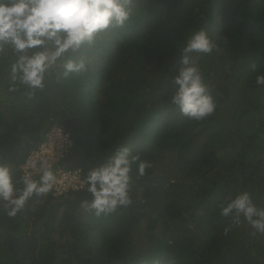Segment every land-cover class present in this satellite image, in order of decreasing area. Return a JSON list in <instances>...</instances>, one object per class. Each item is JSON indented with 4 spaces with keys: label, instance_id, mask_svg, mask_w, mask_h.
<instances>
[{
    "label": "trees",
    "instance_id": "trees-1",
    "mask_svg": "<svg viewBox=\"0 0 264 264\" xmlns=\"http://www.w3.org/2000/svg\"><path fill=\"white\" fill-rule=\"evenodd\" d=\"M201 28L217 46L199 61L217 106L195 122L169 97L180 49ZM71 55L88 71L62 80L58 69L32 100L6 92L12 58L0 57V163L18 178L59 124L73 137L63 166L86 176L127 146L152 167L137 179L134 166L133 203L109 217L80 207L87 186L33 197L15 218L0 208V264H264V235L246 223L224 235L217 208L243 191L264 207V0H133L123 28Z\"/></svg>",
    "mask_w": 264,
    "mask_h": 264
},
{
    "label": "clouds",
    "instance_id": "clouds-1",
    "mask_svg": "<svg viewBox=\"0 0 264 264\" xmlns=\"http://www.w3.org/2000/svg\"><path fill=\"white\" fill-rule=\"evenodd\" d=\"M132 6L133 0H0V57L12 58L6 92L32 100L45 89L46 78L58 69H62V80L87 72L85 60L74 59L71 54L80 53L82 57L103 34L123 28L131 17ZM216 48L201 28L180 49L169 104L190 121H204L215 112L216 101L205 83L199 61ZM256 68L253 62L250 69L255 72ZM255 84L264 86V74L256 76ZM134 166L139 179L152 164L142 161L139 153L134 154L129 147L121 146L104 163L89 169L83 183L90 199L83 200L80 207L97 218L130 207ZM24 167L27 170L14 179L10 165L0 163V208L9 218L24 211L33 197H46L56 184L49 159L29 158ZM217 208L218 215L229 220L224 235L243 223L252 230L251 236L264 235V207L254 203L250 192L227 197ZM152 264L161 261L156 258ZM166 264L177 262L172 258Z\"/></svg>",
    "mask_w": 264,
    "mask_h": 264
},
{
    "label": "built area",
    "instance_id": "built-area-1",
    "mask_svg": "<svg viewBox=\"0 0 264 264\" xmlns=\"http://www.w3.org/2000/svg\"><path fill=\"white\" fill-rule=\"evenodd\" d=\"M72 144V134L66 127L63 125L52 126L43 141L30 150L27 158L21 164L22 171L27 170L24 166L29 158L33 160L47 158L52 164V170L56 176V184L52 189L55 196H61L70 190L85 188L83 167H67L59 164L69 153Z\"/></svg>",
    "mask_w": 264,
    "mask_h": 264
}]
</instances>
